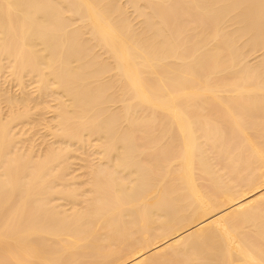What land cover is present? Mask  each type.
Returning <instances> with one entry per match:
<instances>
[{
  "label": "bare ground",
  "instance_id": "1",
  "mask_svg": "<svg viewBox=\"0 0 264 264\" xmlns=\"http://www.w3.org/2000/svg\"><path fill=\"white\" fill-rule=\"evenodd\" d=\"M0 264H264V0H0Z\"/></svg>",
  "mask_w": 264,
  "mask_h": 264
}]
</instances>
